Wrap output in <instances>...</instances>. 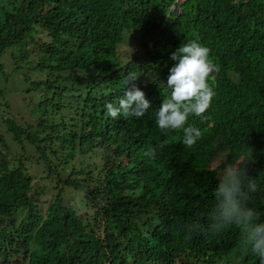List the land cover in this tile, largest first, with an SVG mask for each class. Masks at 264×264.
<instances>
[{
    "label": "trees",
    "instance_id": "trees-1",
    "mask_svg": "<svg viewBox=\"0 0 264 264\" xmlns=\"http://www.w3.org/2000/svg\"><path fill=\"white\" fill-rule=\"evenodd\" d=\"M39 30L48 42L29 71L43 79L30 89L43 94L39 106L51 107L52 118L39 119L36 134L11 120L7 130L51 156L54 145L66 150L46 163L56 183L84 194L93 214L67 206L60 190L43 210L33 177L9 167L0 138V264H216L232 255L241 246L235 226L185 236L192 221L207 229L218 174L242 160L250 159L241 166L259 185L249 206L264 222V0H11L0 7V57L36 44ZM126 31L137 34L140 54L122 63ZM192 40L210 49L218 71L208 80L216 93L210 108L188 118L202 131L189 148L182 131L161 134L155 112L170 95V54ZM129 72L139 75L151 108L139 119H113L105 104L123 98ZM216 141L228 151L223 164L199 163L201 146ZM150 149L154 158L144 156ZM86 157L100 159L95 176ZM71 160L78 167L62 178L59 167ZM244 262L259 264L249 253Z\"/></svg>",
    "mask_w": 264,
    "mask_h": 264
},
{
    "label": "clouds",
    "instance_id": "clouds-1",
    "mask_svg": "<svg viewBox=\"0 0 264 264\" xmlns=\"http://www.w3.org/2000/svg\"><path fill=\"white\" fill-rule=\"evenodd\" d=\"M209 54L210 49L196 40L182 43L170 54V60L175 62L169 68L166 80L170 95L162 100L155 112V124L161 134L180 130L183 132L182 143L189 148L202 137L200 128L187 124L189 116L203 117L216 95L208 80L218 69ZM138 78L136 72H129L124 77L123 98L117 104H105L108 116L139 119L151 108L144 92L135 83ZM155 155V149L144 152V156L150 158ZM248 161L250 159L225 165L214 190L215 204L208 214L207 229L199 221H192L187 226L185 239L200 233L219 235L235 226L240 231L241 247L255 256L259 264H264V222L260 221V211L248 203L250 194L257 192L259 185L241 166Z\"/></svg>",
    "mask_w": 264,
    "mask_h": 264
},
{
    "label": "rangeland",
    "instance_id": "rangeland-1",
    "mask_svg": "<svg viewBox=\"0 0 264 264\" xmlns=\"http://www.w3.org/2000/svg\"><path fill=\"white\" fill-rule=\"evenodd\" d=\"M9 1L11 0H0V7L5 6ZM34 39L36 44L29 40L25 46L18 45L8 48L0 57V138L5 144L6 158L10 168L21 166L33 177L32 195L37 198V202L43 210L53 202L55 195L60 190L67 206L79 209L82 216H89L93 214V210L90 203L86 205L87 199L84 194L73 190L64 183H56V175L53 170H50L49 163H46L47 160L51 163L59 160L66 154V150L61 149L59 145H54L52 149L56 150V156H51L50 149L38 151L36 145H30L26 141H22V143L14 141L11 132L7 130L6 121L11 120L22 127H28L30 132L36 134L38 120L45 116V112H52L51 107L39 106L44 99L43 94L30 89L32 81L43 79V75L37 72L31 73L29 67L35 65L39 61L38 58L41 57L39 45L48 42L46 35L40 30L36 32ZM137 44V34L126 31L123 43L117 51L118 58L122 63L130 61L134 56L140 54ZM45 117L51 121L52 116ZM2 150L0 142V152ZM227 152L226 147L220 141H216L212 145H202L197 161L199 163L211 161L212 167H218L225 161ZM99 162V157H86L83 160V165L91 166L92 173L90 174L95 176L97 172L95 168L99 166ZM77 167L78 164L75 160L68 161L59 167L64 169L63 172H60L61 177L66 178L65 176ZM222 171L223 169L218 174L219 179ZM82 177L86 178L85 174ZM17 216L19 215L17 214ZM234 253L239 254L234 256ZM246 255L247 252L239 246L232 255L216 264H245Z\"/></svg>",
    "mask_w": 264,
    "mask_h": 264
},
{
    "label": "built area",
    "instance_id": "built-area-1",
    "mask_svg": "<svg viewBox=\"0 0 264 264\" xmlns=\"http://www.w3.org/2000/svg\"><path fill=\"white\" fill-rule=\"evenodd\" d=\"M182 1H183V0H176V2H178V3H179V2H182Z\"/></svg>",
    "mask_w": 264,
    "mask_h": 264
},
{
    "label": "water",
    "instance_id": "water-1",
    "mask_svg": "<svg viewBox=\"0 0 264 264\" xmlns=\"http://www.w3.org/2000/svg\"><path fill=\"white\" fill-rule=\"evenodd\" d=\"M215 76H216V72H215V74L212 77H215Z\"/></svg>",
    "mask_w": 264,
    "mask_h": 264
}]
</instances>
